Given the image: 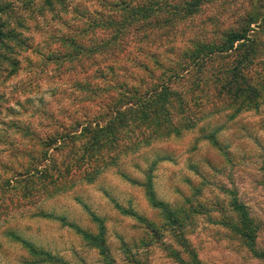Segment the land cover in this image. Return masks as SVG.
I'll return each mask as SVG.
<instances>
[{
  "label": "rangeland",
  "instance_id": "obj_1",
  "mask_svg": "<svg viewBox=\"0 0 264 264\" xmlns=\"http://www.w3.org/2000/svg\"><path fill=\"white\" fill-rule=\"evenodd\" d=\"M0 2L14 10L10 20L17 37L30 45L17 50L13 68L7 63L0 66L2 183L9 177L4 168L13 161L12 148L30 144L14 125L30 126L43 135L46 127H54L56 122L91 113L86 91L76 85L84 81L91 63H86V57L76 58L60 73L62 68L48 62L46 56L50 50L65 52L56 38L79 37L88 16L101 7L98 0H64V7L57 4L55 11L43 7L44 0ZM206 5L210 6L200 16L178 26L171 35V46L181 50L192 38H217L221 29L233 26L247 11L264 6V0H212ZM105 37L106 33L89 32L79 39L87 45ZM6 67L9 72L5 73ZM76 110L79 112L74 115ZM204 111L193 131L122 159L94 184H64L57 195L46 199L23 200L18 188L1 195L0 264H32L19 239L69 264H104L98 250L67 225L75 224L97 235L100 227L92 215L105 227L115 264H129L124 246L132 248L145 264H179L170 255V250L181 249L179 230L167 228L161 211L151 205L146 188L149 180L158 202L172 209L192 206L199 211L192 218V226L186 228L185 237L203 264H264V259L253 256L238 236L218 224L224 217L233 216L229 202L236 195L247 206L258 230L257 248L264 251V104L259 110L237 115L212 105ZM150 225L159 234H152Z\"/></svg>",
  "mask_w": 264,
  "mask_h": 264
},
{
  "label": "trees",
  "instance_id": "obj_2",
  "mask_svg": "<svg viewBox=\"0 0 264 264\" xmlns=\"http://www.w3.org/2000/svg\"><path fill=\"white\" fill-rule=\"evenodd\" d=\"M211 1L98 0L101 9L88 18L82 16L87 18L86 28L79 37L89 32L106 33L107 37L93 39L87 45L78 36L56 38L66 51L50 50L46 59L59 65L60 73L76 58L86 57V63H91L84 81L76 83L86 91L91 113L56 122L54 127H46L43 135L30 126L14 125L30 144L12 148L13 164L7 163L4 168L9 177L0 183V196L18 188L23 200L46 199L57 195L64 184H94L122 159L193 131L208 105L218 111H235L234 115L259 110L264 104V6L247 11L233 26L221 29L217 38H192L181 50L170 45L178 26L200 16ZM57 4L64 7V0H44L43 7L55 11ZM3 5L9 4L0 2V66L7 63L13 68L17 50L30 45L18 39L10 20L14 10ZM7 68L5 73L9 72ZM146 188L165 226L179 230L181 249L170 250V255L179 264H203L185 237L186 228L192 226V218L199 211L192 206L172 209L158 202L151 180ZM229 207L233 216L224 217L218 224L263 260L264 251L257 248L258 230L247 206L232 195ZM92 218L100 227L97 235L75 224L67 225L98 250L104 264H115L107 247L105 227L98 217ZM150 230L159 234L154 226ZM19 242L29 252L32 264H69L26 241ZM123 250L129 264H145L132 248L124 246Z\"/></svg>",
  "mask_w": 264,
  "mask_h": 264
}]
</instances>
